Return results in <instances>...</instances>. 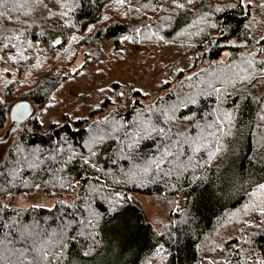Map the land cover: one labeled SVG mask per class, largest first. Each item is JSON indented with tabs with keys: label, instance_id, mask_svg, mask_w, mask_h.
Wrapping results in <instances>:
<instances>
[{
	"label": "trees",
	"instance_id": "obj_1",
	"mask_svg": "<svg viewBox=\"0 0 264 264\" xmlns=\"http://www.w3.org/2000/svg\"><path fill=\"white\" fill-rule=\"evenodd\" d=\"M130 2L133 8L151 7L124 16L125 8L117 10L115 0H78L72 13L76 28L53 30V19H45L47 10L35 7V0H0V48L8 43L6 37L15 36L33 45L27 49L25 44L26 61L0 60V99L6 101L0 106L5 157L0 159V264H206L213 257L220 264H255L264 259V217L253 207L264 201L258 190L264 184V82L239 80L247 60L254 58L257 69L264 60V0H253L244 13L214 11L234 0H194V6L179 11L169 7L171 0ZM44 3L59 10L54 0ZM211 23L220 27L211 28ZM157 24L167 43L145 38L157 31ZM86 25H94L91 33ZM137 26L142 34L134 44L176 47L183 56H195L193 66L166 73L168 83L161 81L152 98L148 91L133 92V101L124 107L102 106L91 117L43 129L35 107L43 106L71 73L77 56L96 57L104 42L120 47L119 37L136 35ZM73 34L83 39L71 42ZM59 37L63 46L53 48ZM5 52L17 54L10 48L0 56ZM37 56L39 68L34 67ZM50 59L55 65L46 69ZM30 75L35 77L27 82ZM3 76L12 83L1 82ZM213 88L221 89L219 98ZM17 104L28 105L21 123L14 117ZM173 106L175 118L166 124L158 110ZM225 112L233 117L227 136L216 127L217 116ZM153 125L167 135L142 130ZM93 136L103 140L90 145ZM217 137L222 151L209 159ZM13 142H19L24 155L35 153L31 159L37 167L23 164L15 176L10 174L20 159ZM167 149L174 155H167ZM72 153L71 161L61 163ZM89 157L96 168L84 164ZM152 161H159L160 169L153 164L145 174L143 167ZM34 185L56 198L53 207L15 205L13 199L36 190ZM139 194L160 197L171 207L161 231L147 218ZM161 245L166 251L160 252ZM45 253L47 258L39 259Z\"/></svg>",
	"mask_w": 264,
	"mask_h": 264
},
{
	"label": "rangeland",
	"instance_id": "obj_2",
	"mask_svg": "<svg viewBox=\"0 0 264 264\" xmlns=\"http://www.w3.org/2000/svg\"><path fill=\"white\" fill-rule=\"evenodd\" d=\"M108 15L112 13L109 11ZM261 32L264 36V25ZM194 59L195 56H183L176 47L171 46L134 44L132 41H126L116 47L112 42H104L96 57L83 53L77 56L71 65V73L56 84L51 97L40 108L35 107L34 113L43 121L42 128L48 129L54 121L60 123L65 119L91 117L92 112L101 111L102 106L104 110L109 105L124 107L133 101L132 87L152 93V98L159 93V83L165 81L166 73L175 75L181 69L188 70L193 66ZM47 63L46 69L55 65V60L50 59ZM73 69L78 71L73 72ZM34 77L28 76L27 82L33 81ZM6 80L3 76L1 82ZM101 88L105 91H99ZM120 92H124V95L118 96ZM137 196L144 205L147 218L161 231L163 226L167 225L171 207L163 203L160 197L142 194ZM13 201L21 208H51L55 205L56 198L37 188L14 198ZM178 205L182 206L181 202Z\"/></svg>",
	"mask_w": 264,
	"mask_h": 264
},
{
	"label": "snow or ice",
	"instance_id": "obj_3",
	"mask_svg": "<svg viewBox=\"0 0 264 264\" xmlns=\"http://www.w3.org/2000/svg\"><path fill=\"white\" fill-rule=\"evenodd\" d=\"M115 3L117 5V10H119L120 8H125V11H123L121 13L124 16H127L129 14V12H132V11L136 12L139 15L141 8L147 9V8L151 7V5H149V4H143L140 7L133 8L130 0H115ZM79 6L80 5L78 3V0H54V7L58 8L59 10L56 12H53L52 9L49 8L48 4L44 3V0H35V7L43 8V9L47 10V17H45V19H47V18L53 19V23H52L53 30H55L56 28H60V29H64V28L74 29V28H76V23H74L73 19H72V13H74L75 10ZM190 6H194V0H171V3L169 5L170 8H173L176 11L186 9ZM250 6H253V0H234V2H232V3L224 4L223 6H216L214 11L217 13H223L225 11V9L231 8V9H240L241 12L244 13L248 10V8ZM209 7H211V5H209ZM260 7L264 8V5H260ZM167 10L168 9H165V11H167ZM153 11L155 12L156 9H153ZM0 15H3V13H0ZM109 19H110V17L104 16V20H109ZM169 19H170V17H164L163 18L164 23L169 22ZM202 22L207 23V18L206 17L202 18ZM141 24H144V26L146 28H149V29H151V27H152V25L146 23L143 20L141 21ZM208 26L211 28L220 27V25L218 23H211ZM86 27H87L88 32L91 33L93 31L94 25L93 26L86 25ZM156 27H157V31H151L149 35L145 36V38L146 39H152L154 37L157 42L167 43V41H165V39H164V36L159 34V30L161 29L162 25L157 24ZM227 27H228L227 25H224V27L220 28L221 35L224 34V31ZM200 31H203V29H200ZM134 33L136 35H123V36L119 37L120 43H124L126 41H132L134 43L137 42L136 36L142 34V29L137 26L134 28ZM196 34L199 35V32H197ZM40 35L44 36L45 32L42 31L40 33ZM5 39L8 40V43H4L3 47L0 48V51H5V50H8L10 48H14L17 50V54L13 56V55H7V52H5L4 56H0V60H4L5 63H8L9 61L18 63L19 61H26L29 59V57L27 55H25V52H26L25 44L27 45V49H31V48H33V45L31 42H28L26 39L21 40L20 36L6 37ZM13 39L16 41V43H12ZM82 39H83L82 36H77L75 34H73L70 38L71 42H78ZM261 40H264V36L261 37ZM257 43H260V41H257ZM57 45H60L62 47L63 43L60 42L59 40H56L55 43L52 45V47L55 48ZM240 47H247V45H240ZM262 51H264V49H262ZM65 52L69 53V55H75V53L70 52L69 49H65ZM252 55L254 57V53ZM246 63H247V68L244 69V75L239 76L240 82L241 83H247V84H252L253 81L264 82V60H261L259 62L260 63L259 69H257V64H256L254 58L247 60ZM41 66H42V61H40L39 57L37 56V63L34 65V67L39 68ZM4 71L7 72L8 69L5 68ZM72 71L76 72L78 70L73 69ZM8 83H12V81H7L6 84H8ZM163 83L167 84L168 81L165 80V81H163ZM131 90L133 92H137V93L142 91V89H137L135 87H132ZM99 91L104 92L105 89L101 88V89H99ZM213 91L215 93H217V96L219 98V95L221 94V89L213 88ZM117 95L123 96L124 92H120ZM144 95H148V93L145 92ZM189 101L191 103L196 102L195 99H193L191 97H189ZM5 103H6V101L4 99H0V106L4 105ZM184 103H185V106H187L188 102L186 101ZM27 109H28V105L17 104L16 105V112L18 114V117L22 118L24 116V114L26 113ZM158 111L160 113V116L164 117V122L167 124L168 122H170L171 120H173L175 118L176 107L173 106V107H169L167 109H161ZM34 118H36V117H34ZM186 119H190V118L186 117ZM261 119H264V117H261ZM41 123H43V121H41ZM53 123H57V122L54 121ZM232 123H233V117L230 113L225 112V113H223L222 116H217L216 127H217V130L220 133H222L223 136L230 135V129H231ZM225 126H227L229 128V131H227V132L224 131ZM142 130L148 131V132L154 131L158 135H161V134L165 135V136L167 135L164 128H156L154 125L150 129L149 128H143ZM8 131H16V129L10 128ZM6 135H7V133H6ZM219 139L220 138L217 137L214 151L209 152V159H212L217 153L222 151V147L219 143ZM102 140H103L102 136L101 137L93 136L90 138L89 144L94 145L96 143L101 142ZM13 143H14L13 151L16 153L17 156L20 157V159L16 161L17 167L10 174L15 176L19 172L20 166L23 164H27V166L29 168L37 167V164L31 159V157L34 156L35 153L33 152V153H29L27 155H24L25 150L21 147L19 142H13ZM128 147L131 148L132 144H129ZM195 150H199V149H195ZM89 153H90V157H94L96 155V153L92 150V147H89ZM166 153L169 156L174 155V153L170 149H167ZM74 156H75V153H72V155H70L67 158V160L62 161L61 163H67V162L71 161V159ZM90 157L87 159H84V164L89 165L92 168H96V165L94 163H90ZM4 158L5 157H4L3 152L0 151V159H4ZM37 159H38V157H37ZM161 159L163 160V157ZM153 164L155 165L157 170L160 169V162L159 161H152L151 163H146L145 166L143 167V171L145 174H147L151 170ZM168 174L169 173H165V175H168ZM34 187L39 188L40 185H34ZM61 187H63V185H61ZM69 187H72V186L69 185ZM258 190L261 192H264V184H259ZM3 207L7 208L8 205L5 204V205H3ZM253 207H254V210H258L259 215L261 217H264V201L256 203ZM164 251H166V250L163 248V245H161L160 252H164ZM53 255H56V254L53 253ZM85 255H87V253H85ZM46 258H47V253H45L44 255L39 257V259H41V260L46 259ZM163 259H164V257L161 255V260H163ZM206 264H220V262L216 261V259L213 257L211 260H208L206 262ZM224 264H229V262L224 261ZM255 264H264V259L257 258Z\"/></svg>",
	"mask_w": 264,
	"mask_h": 264
},
{
	"label": "water",
	"instance_id": "obj_4",
	"mask_svg": "<svg viewBox=\"0 0 264 264\" xmlns=\"http://www.w3.org/2000/svg\"><path fill=\"white\" fill-rule=\"evenodd\" d=\"M56 40H59L61 42V37L57 38ZM55 40V41H56ZM54 41V43H55ZM58 46V45H57ZM27 113L24 114V116L21 118V117H18V114L17 112L15 111L14 113V117H15V120L19 123L23 122L24 118L26 117ZM3 142V139L0 138V143Z\"/></svg>",
	"mask_w": 264,
	"mask_h": 264
}]
</instances>
